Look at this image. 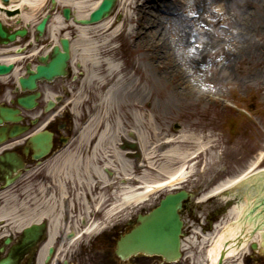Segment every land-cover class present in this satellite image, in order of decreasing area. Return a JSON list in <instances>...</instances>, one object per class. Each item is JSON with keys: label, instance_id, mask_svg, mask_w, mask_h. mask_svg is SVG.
I'll return each mask as SVG.
<instances>
[{"label": "rangeland", "instance_id": "374dc122", "mask_svg": "<svg viewBox=\"0 0 264 264\" xmlns=\"http://www.w3.org/2000/svg\"><path fill=\"white\" fill-rule=\"evenodd\" d=\"M130 1L132 2L129 3ZM143 1L147 0L137 2L118 0L111 17L114 19L113 28L118 26L119 30L108 36L107 47L113 49L106 55L102 51L98 53L101 60L109 56L120 64L117 76L122 75L120 80V88H124L122 93L119 92L108 100H102L107 86L83 80V68L78 67L75 58L72 64L73 72L70 75L76 77L56 80L57 86L52 93L63 94L56 111L64 109L72 113L78 125L77 136L69 146L47 161L31 166L8 190L10 194L8 197L20 199L24 191L31 195L36 193L40 186L47 188L50 183L48 166L57 164L68 151L82 157L88 154L93 144V140L88 142L83 135L88 130L92 129L90 132L93 134V131L103 129L104 125L107 126L108 140L101 152L113 151L115 146L120 147L122 137L129 131L135 133V130H140L146 135V131L149 132L150 128L165 138L182 133H193L201 139L204 138L203 141L208 147L192 160L193 170L178 185L193 194L189 202L191 216L186 213L188 228L185 242L187 259H190L188 264H205L201 238L212 229L206 228L207 218L211 214L212 219H215L214 222H217L223 218L227 209L226 201L220 194L204 200H199L200 197L222 181L264 167V20L262 17L264 0H213L211 9L204 12L194 5L183 10L176 8L177 12L172 13L166 11L164 7L160 9L161 12L159 16L157 15L159 25L169 24L171 21L169 17L177 14L183 20H197L195 27L201 32H207L208 37L217 41L221 36L220 26L233 29L235 25L230 20L238 16L241 6L247 3L254 6L251 15L256 24H261L259 34H254L253 42L244 44L242 49L224 46L212 49L206 56L204 54L202 62L198 63L200 66L189 68V72L185 71L189 83L194 87L180 86L177 84L179 78L177 73H165L160 66H155L153 63L150 65L147 48L135 36V29L142 24V15L137 12L135 6ZM167 2L171 3L170 0ZM55 4L54 7L58 8L57 13H61L62 5ZM220 10L223 11V21L217 23L214 17ZM130 27L134 28L132 32H129ZM69 36L72 40L75 38V29L69 32ZM261 36L262 40L259 39ZM162 40L168 43L165 37ZM46 41L50 40L46 37L44 42ZM51 43L50 41L44 44L40 52L50 47ZM40 47L37 45L36 50ZM29 54L30 52L26 54L25 59L34 62L33 55L27 57ZM88 67L95 68L97 72L103 69V66L101 69L93 64ZM175 124L180 127H176ZM84 129L85 131L81 132ZM148 136L151 140L150 134ZM126 157L132 160L134 172L131 181L123 179V174L120 172H115L111 168H102L106 179L114 185H135L138 183L135 177L143 173L149 180L158 176L154 170L143 168L142 158L136 161L127 155ZM108 170L112 171V175H108ZM82 171L84 172V168ZM168 191L166 187L160 188L150 196L148 202L137 205L136 208L134 206L133 211L148 209ZM113 192V188L107 187L108 201H113L111 199L115 195ZM131 207L123 209L119 213L120 217L112 218V222L124 220L132 210ZM216 211L218 214L214 216ZM200 224L205 227L202 231ZM207 243L209 244L210 241ZM100 250L96 254V251L91 252L86 249L82 257L79 255L81 263L96 264L97 261L110 257L107 251ZM233 260L234 257L229 258L226 264H264V248L259 245L256 249H248L241 257ZM129 261L133 262V259ZM134 261H137V264H150L152 258L140 254Z\"/></svg>", "mask_w": 264, "mask_h": 264}, {"label": "bare ground", "instance_id": "6f19581e", "mask_svg": "<svg viewBox=\"0 0 264 264\" xmlns=\"http://www.w3.org/2000/svg\"><path fill=\"white\" fill-rule=\"evenodd\" d=\"M48 1L10 0L8 8H4V2L0 0V19L6 20L7 17L15 18L17 16L24 24L33 25L46 11ZM55 1L62 6L72 7L77 18L86 17L99 3V0ZM170 2L147 0L136 5L137 12L142 15V24L135 29V36L147 48L150 65L153 63L155 66H160L165 73H177L179 75L177 84L180 86H193L189 83V78L186 77L188 74L185 71L189 72V68L200 66L198 63L202 62L204 54L206 56L212 49L224 46L242 49L244 44L253 42L254 34H259L261 24H256L253 20L251 11L254 6L249 3L241 6L238 16L230 20L234 22L233 29L220 26L221 36L217 41H214L207 36V32H201L195 27L197 20H183L182 17L175 14V16L169 17L171 21L169 20L167 25L161 26L157 21L160 9L165 8L166 11L172 13L176 11V8L183 10L185 7L194 5L198 10L204 12L211 9L213 0H170ZM17 8L21 9L20 13L16 12ZM262 17L264 20V10ZM214 20L217 23H222V10L217 12ZM113 25L114 19L111 16L94 24L76 25L72 20L68 22L61 14L54 11L47 29V38L55 43L59 36L69 37V32L75 29V38L71 43V62L73 64L77 58V62L83 68V80L107 86V90L102 96L104 101L119 92L122 93L124 89L120 88L122 75L117 76L120 64L112 57L107 56L101 60L98 56L101 51L106 55L113 49L107 47L109 45L108 36L119 30L118 26L113 28ZM132 29L134 30L133 27H130L129 32H132ZM164 37L168 43L162 40ZM259 39L262 40L263 37L261 36ZM36 51V47H34L32 54H35ZM21 57H24V54H14L10 55L7 60H18ZM92 64L101 69L103 66L102 73L97 72L95 68L88 67ZM83 131L85 129L81 132ZM88 131L83 135L86 136L88 142L93 140L89 153L82 157L68 151L57 164L54 166L50 164L48 166L50 183L47 188L40 186L38 191L31 195L24 191V195L20 199L10 198L8 191L3 192L0 196V234L19 231L24 225L45 216L49 220V238L45 246L57 239L59 247L56 255L61 256L64 252L67 254L76 245L80 236L101 229L100 223L90 222L94 219L92 216L98 213L97 211L102 212L104 220H108L117 217L128 206H136L148 201L157 189L167 186L172 188L174 184L180 183L191 173L193 170L192 160L203 152L207 145L201 142V137L193 133H182L165 138L150 128L149 132L146 131V135L140 130H135V138L142 151L141 165L145 170H154L158 176L151 180L147 179L144 173L136 176L138 185L135 187L126 184L114 185L106 179L102 168H111L115 172H120L123 174V179L131 181L134 172L132 160L127 158L126 154L124 155V152L127 153L129 150L124 151L115 146L113 151L101 152L108 140L107 126L104 125L103 129L93 131V134L90 132L92 129ZM148 134H150L151 140H149ZM138 169L141 171V168L138 167ZM240 175L218 183L203 194L200 200L231 187ZM242 176L240 178L244 180ZM247 179L248 177H246ZM107 187L114 190L115 195L111 198L113 201H108ZM240 191V188L235 186L224 196L231 198L235 195L236 200L223 218L212 225L211 231L202 235L201 248L205 254V264H217L220 255H223L222 264H226L229 258L234 257L236 260L248 251L247 247L251 241H257L264 248V239L262 238L264 211L252 214L257 189L250 188L244 195L238 196ZM93 192H95L94 196H92ZM96 209L97 211H95ZM80 220H84V222L78 224ZM70 228L75 230V236L66 239L63 237V233ZM254 228H257L255 234H253ZM208 241H210L209 244ZM43 249L39 254V260L43 256ZM58 256L55 259H58Z\"/></svg>", "mask_w": 264, "mask_h": 264}, {"label": "flooded vegetation", "instance_id": "af4514ba", "mask_svg": "<svg viewBox=\"0 0 264 264\" xmlns=\"http://www.w3.org/2000/svg\"><path fill=\"white\" fill-rule=\"evenodd\" d=\"M10 19L1 22L2 27L8 33L16 30L17 26L20 25L17 23V16ZM26 39V37H21L14 44H11L7 42L6 37L0 36V64L12 65L9 71L0 72V112L2 108H14L17 110L14 114V121L4 118L0 114V191L9 178L15 177L17 174L19 177L22 176L28 170V167L32 166V163L36 161L32 158L33 150L29 142L30 136L35 132L34 127L36 125L46 121V129L52 132L50 154L59 151L64 144L72 141L75 137L72 115L63 109L55 111L59 108L58 105L62 101V97L50 111L45 110L48 105L46 100L38 102L34 113L27 111L26 108L18 104L20 90L17 85V78L26 71L28 63L25 60L9 61L7 58L12 52L16 53V49L19 47H22L25 53L31 48V45H34ZM35 44H38V42H35ZM16 71L18 73L14 75ZM56 86L57 82L54 81L41 82L38 87L40 91L44 92L45 90L55 91ZM12 128H17L18 130L16 132L18 134L13 137L10 136ZM19 129H27V131L19 132ZM10 153H15L16 155L13 165L3 159L6 154ZM188 206V203H186L182 211L187 209ZM137 217V213H130L124 220L112 224L108 230L100 234L87 236L81 243L72 247L67 254L65 252V256L61 257V261L57 263L54 260L58 251L59 241L54 239L45 246L49 238V221L46 217H41L40 221L45 222L44 229H40L35 236L29 237L25 241V226L17 232H8L6 235L0 236V259L8 258L9 262L7 264H82L79 255L82 257L81 255L86 249L97 252L103 249V251L109 253L110 257H105L102 261H97L98 263L96 264H137V261H134L137 256L122 260L115 252L117 239L136 224ZM72 231L75 233L73 229H69L63 233V237L68 239L66 235ZM42 249L44 254L39 260V254ZM50 252L52 256H50L49 260H46ZM151 257V264H169L160 256ZM130 259H133V262H130ZM186 262L187 260L184 258L182 262L174 264H185Z\"/></svg>", "mask_w": 264, "mask_h": 264}, {"label": "water", "instance_id": "95a60500", "mask_svg": "<svg viewBox=\"0 0 264 264\" xmlns=\"http://www.w3.org/2000/svg\"><path fill=\"white\" fill-rule=\"evenodd\" d=\"M8 1V0H4ZM16 1V0H14ZM116 4V0H101L98 7L93 9L89 17L73 19L81 24H88L99 21L109 15ZM63 14L66 18H70V7L63 8ZM49 15L44 16L40 22L36 24V35L38 38L44 31ZM25 29L17 30V33L23 35ZM1 35L3 33L0 25ZM16 33L10 34L9 39L13 40ZM60 45H55L52 53L49 55H41L38 57L39 64L36 69L27 67L28 75L19 78L20 85L23 90L33 89L38 79L52 80L56 76L65 75L67 73V60L70 57V42L67 37H61ZM9 69V66L0 65V71ZM34 94H28L19 97L21 104L32 107L35 103ZM12 113V112H11ZM180 127V125H176ZM133 135L132 132L129 133ZM33 148L35 150L34 157H40L46 152V146L50 143V137L44 133H38L32 137ZM131 148L137 149V144L132 142L128 145ZM137 160L140 158V153L135 154ZM241 190V195L250 188L257 189V197L252 208V214L264 211V169L256 171L248 176V179L241 181L238 186ZM188 192L180 189L175 192L165 194L159 203L149 212L139 215V224L126 233L118 242V254L125 258L131 254L138 252L146 254H158L165 257L167 260H175L180 256V235L182 229V220L179 209L182 206V201L188 197ZM260 206V207H258ZM264 215V214H263ZM264 219V217H263ZM36 227V225H34ZM257 227V226H256ZM257 228H254L256 231ZM264 238V232L262 233ZM253 247L257 244L253 243ZM223 255L220 256L218 263H222ZM4 262V261H2Z\"/></svg>", "mask_w": 264, "mask_h": 264}]
</instances>
